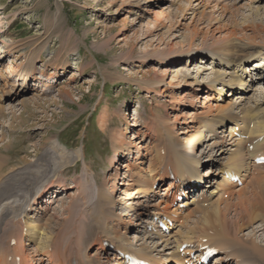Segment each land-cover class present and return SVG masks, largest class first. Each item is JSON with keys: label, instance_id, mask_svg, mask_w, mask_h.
Segmentation results:
<instances>
[{"label": "bare ground", "instance_id": "1", "mask_svg": "<svg viewBox=\"0 0 264 264\" xmlns=\"http://www.w3.org/2000/svg\"><path fill=\"white\" fill-rule=\"evenodd\" d=\"M114 1H108L107 6L118 14L124 11L123 19L126 21L121 23L125 25L138 5L133 2L135 0H123L117 5ZM172 1L175 3L178 0ZM188 1H195L202 15L204 10H208L209 16L217 25L211 28L213 48H206L201 52L198 49L187 50L184 48L185 42L177 39L181 37L178 34L179 30L168 29L167 33L160 32L161 23L158 18H167L169 14H166L168 11L166 12L165 9L168 7L164 10H156L155 23H152L151 19L145 22L144 16L137 20L134 15L128 22L133 25L142 22L139 29L134 28L133 25L131 27L137 42L139 40V45L150 37L147 42L141 44L144 46L143 54L147 56L146 59L155 60L157 63L161 61L175 65L173 80L182 79L185 83L196 58L200 64L194 63L195 67L206 70L209 79H199L196 76L194 91L208 93L206 99L213 101L206 105L209 114L207 116L214 114L210 119L203 120L198 133L186 141V145L188 143L189 146L199 144L200 154L195 155L189 152L190 150L186 151L188 149L184 151L179 141H171L169 135L160 133L162 134V137L158 138L160 141L154 143L151 148L142 147L143 145L137 147L140 152L136 156L139 165L133 164V148L137 143L127 139L126 133L131 132L130 129L126 132L117 129L110 138L114 146V154L109 160V167L114 172V176L110 179L103 178L98 182V175L89 164L84 147L69 150L58 138H53L44 150L47 160H54L56 157L67 158L66 166L78 160L83 161L84 167L71 185L75 188L74 197L63 206V211L59 210L62 212V217H59L57 211H53L52 205L49 204L54 203L58 196L53 195L50 198L48 194L61 192V186L64 187L65 182L54 174L52 168L54 165L44 164L43 160L42 163L36 160L34 165L26 167L27 170L19 168L8 174L0 184V264H127L119 251L134 254L153 264L172 262L185 264L190 252L197 253L204 245L219 251L215 259L216 264H264V244H261L256 236L264 229V218L258 212L261 207L255 199L257 196L252 195L253 191L248 187L252 182L238 186L227 177L229 174L239 175L244 183L253 175L250 174L251 170L264 167L252 162L255 158L264 155V107L260 106L259 100L258 103L255 102L257 106L254 103L255 108L246 106L242 102L245 101V97H239L240 95L238 98L242 100L237 102V97L234 100L240 88L241 95L250 89L248 88L250 84L243 80L246 71L241 72L242 67L241 69L239 67L244 62L253 61L258 54L261 58L255 62L253 69L256 76L251 78V82L254 79L264 81V52H251L243 56L244 58H233L234 45L231 43V38L237 29L227 27L223 32L217 31L222 25V18L227 13L232 14L233 11H229L232 5L218 3L223 0ZM214 1L217 3L212 4ZM163 2L164 0L156 1L157 4ZM1 22L0 17V24ZM144 27L145 31L141 33ZM197 27L190 30L192 32L190 45L193 44L196 36L204 32L203 26ZM123 29L127 28L124 26ZM218 33L220 34L216 36ZM131 40L129 35H122L119 38V41H124L127 45ZM30 45L28 42L15 41L8 37L6 30H0V62L6 57L5 54L15 57V54L21 51L23 53L17 55L28 59L26 64L15 65L13 60H10L5 68L0 67V80L3 84H7L6 80H12V85L19 80L22 82L21 85L24 84L22 86L29 85L30 80L39 81L42 85L39 91H48L52 87L48 81L55 78L58 71L68 70L69 62L66 60L59 63L55 57L43 65V68L49 70L51 68L50 72L35 74L38 69L44 70L42 67L37 68V64L47 51V44L33 50L29 49ZM132 57L131 55L129 58ZM240 58L243 59L236 63L235 60ZM184 60H188L189 65H182ZM202 63L208 64L201 65ZM160 70L161 78L154 83L163 85L170 70L166 67L165 69L160 67ZM82 73L84 67L76 66L72 79L75 80V75ZM31 85H35V82ZM168 85L172 86V81ZM226 88H229L227 93H225ZM71 92L62 89L58 94L59 99L64 95L72 99ZM213 93H218L217 98L213 97ZM230 96L232 98L229 100L223 98ZM36 97L33 100L39 101L40 98ZM53 101L58 102L56 98ZM262 101L264 102V96ZM126 115L127 112L125 118ZM109 116L106 111L100 115L102 128L108 124ZM186 121L187 119L182 124ZM128 123L130 126L138 125L135 119H131ZM180 133L184 132L180 131ZM139 135L136 133L134 138ZM148 153L152 155L149 162ZM205 163L210 164L208 172L211 171L212 174L215 172L212 167L215 169L219 167L213 181L207 182L208 172L203 173L200 170V166ZM252 172L257 173V170ZM256 173L255 182L258 185L261 184L262 178L256 176L258 174ZM171 176L174 178L172 179ZM119 182L121 188L118 187ZM206 182L212 186L204 185ZM262 187L260 188L264 191ZM119 189L122 190V195L115 200L114 194ZM131 190L134 192L131 193ZM184 190L186 197L191 194L190 191L193 192L192 199L185 200L184 207H180L181 203L176 204V195ZM70 195L72 196V192L67 196ZM226 196L227 199L232 198L235 201L232 203L226 201ZM226 211H234L235 215L230 218ZM195 213H200L201 218L203 215V221L210 224H205L204 229H198L196 218L199 214ZM192 215L195 216V220L190 218ZM162 216L166 217L167 223L174 221L169 232L161 231L154 221L155 217ZM128 223L129 226L126 227ZM250 223L252 230L249 235L245 233L246 236L244 232ZM193 243L196 245L190 246ZM184 244L188 247L181 251ZM92 247L94 251L90 253ZM258 252L261 253L259 257Z\"/></svg>", "mask_w": 264, "mask_h": 264}, {"label": "rangeland", "instance_id": "2", "mask_svg": "<svg viewBox=\"0 0 264 264\" xmlns=\"http://www.w3.org/2000/svg\"><path fill=\"white\" fill-rule=\"evenodd\" d=\"M108 1L110 0H0V12H2L0 14L2 18L0 30H6L8 37L15 41L30 43V50L47 44V51L42 55V60L38 62L37 68H43V65L55 57L59 63L66 60L69 62L68 70L58 71L57 76L48 81L52 85L48 91H39L42 85L38 81L30 80L29 85L22 86L24 84L21 85L22 82L19 80H16L15 85H12V80H6L7 84H3L0 80L1 182L12 171L14 172L19 168L27 170L26 167L34 165L36 160L41 163L43 160L44 164L54 165L52 167L54 174L61 181L64 179L65 187L70 186L71 180H75L81 173L84 167L83 161L78 160L76 163H70L66 166L67 158L56 157L54 160H47L44 156V150L53 138H58L69 150L84 147L87 160L98 175V182L102 181L103 178L110 179L114 176V172L109 167V160L114 154V146L111 144L110 138L117 129L123 132L130 129L131 132L126 133L127 139L137 143V146L133 148V164L139 162L136 159L140 153L137 147L143 145L142 147L151 148L154 143L160 141L158 139L162 137L160 133L169 135L171 141H179L183 145L181 149L184 147V151L188 149L186 151L190 150L189 152H193L195 155L200 154L199 144L194 146L190 144L189 146L188 143L186 145V141L198 133L203 120L210 119L211 115L214 114L211 113L209 117L207 116L206 105L213 101L206 99L208 93L194 91L196 76L199 79H209L206 70L195 67V64H200L196 58L190 67L189 77L185 83L182 79L173 80L175 65L161 63V61L157 63L155 60L146 59L147 56L143 54L145 53L143 52L144 46L141 44H144V41L147 42L150 37L144 39L139 45V40L137 42V37L135 38L133 35V27L139 29L142 22L133 25L128 20H131L133 15L137 20L144 16L145 22L151 19V22L155 23L156 10H164L165 7H168L165 9L166 12L168 11L166 14H169L167 18H158L159 23H161L160 32L167 33L169 32L168 29H171L170 31L179 30L177 32L181 37H177V39L185 42L186 47L184 48L187 50L198 49L201 52L203 49L213 48L211 30L217 25L209 16L210 13L208 10H204L203 15L199 13L195 1L178 0L173 3L172 0H164L162 4H157V0H140L139 2L135 0L133 2L138 7H135L136 11L132 12L131 18H128L124 25L123 23L126 21L123 19L125 17L124 11L119 14L115 13L107 6ZM122 1L115 0L114 2L117 5ZM218 3L226 6L232 5L229 9V11H233L232 14L227 13L222 18V25L217 29V31L221 30L222 32L227 27L237 29L231 38V43L234 45L232 57L237 59L251 52H264V0H231L230 2L223 0V2L219 1ZM132 25L133 27H131ZM124 26L127 29H123ZM197 26H203L206 33L201 32L190 45L189 39L192 38L190 30L196 29ZM197 28L201 30L200 27ZM144 31L145 27L141 33ZM122 35H129L132 38L129 45L124 44V41H119ZM69 37L71 38L69 39ZM104 42H108V44L105 45ZM178 48L180 49V47ZM130 49L133 50L130 51ZM22 53L23 51L16 53L15 57L5 54L6 57L0 62V67L5 68L6 63L10 60H13L15 65L26 64L28 59L25 56L17 55ZM131 55L133 57L129 58ZM243 58L235 60V62H240ZM260 58L261 55L258 54L253 61L244 62L239 67V69L242 67L241 72L242 70L246 71L243 80L250 84L248 86L250 89L241 95L239 93L240 88L237 91L238 95L234 98L235 100L239 95V97H245V101L242 102L246 106H253V108L257 106L255 102L258 103L259 101L261 102L260 106L264 107L262 101L264 81L254 79L251 82V78L256 76L253 67ZM183 64L184 66L189 65L188 60H184ZM207 64L202 63L201 65ZM76 66L84 67V73L76 74V79L73 80ZM160 67L161 69L166 67L170 70L163 85L154 83L161 78ZM43 69L42 71L36 70L35 74L51 71V68L50 70L48 68ZM171 81L172 86L168 85L171 84ZM34 82L35 85L32 86L31 84ZM243 88L245 89V86ZM62 89L72 91V99L66 95L59 99L58 94ZM227 92H229V88H226L225 93ZM213 94V97L218 96V93ZM36 96L40 98L39 101L33 100L37 98ZM54 98L58 102L53 101ZM223 98L229 100L232 96ZM240 100L242 99L238 98L236 101ZM105 111L110 115V120L102 128L100 115ZM126 112L128 115L125 118ZM131 119H135L138 125L130 126L128 122H131ZM185 119H187L186 123L182 124ZM187 126L189 128H186ZM180 131L184 133H180ZM136 133L140 135L134 138ZM142 133L145 135L143 136ZM153 136L156 139H152ZM151 156V153H148L149 160L146 159L148 162ZM209 163L200 166L203 173L208 172ZM218 168L212 167L215 170L214 174L211 171L208 172L207 182L214 180ZM254 170H257L256 176H260L259 178H262L261 180L264 182V167ZM254 170L250 171V174L253 173V175L243 185L252 182L248 187L252 189L253 193H256H252V195L257 196L255 199L261 207L258 212L264 218V191L260 188L261 186L264 187V184L260 180L261 184L258 183L257 185L255 173L252 172ZM207 182L204 185L212 186ZM118 187H122L120 182ZM119 190L114 194L115 200L122 195V190ZM69 191L72 192L71 197L67 196ZM130 192L133 193L134 190ZM55 194L59 196L61 202L55 199L54 202H57L52 203V209L57 211L59 217H62L60 211H63V206H66L74 197L75 188L69 187L64 192H55ZM225 200L230 203L235 201L232 198L227 199V196ZM224 205L225 203H223ZM118 211L122 213L120 209ZM226 213L230 218L235 215L234 211H226ZM195 214H199L196 218L198 229H204L205 224H210L203 221V215L201 218L200 213ZM190 218L195 220L194 215ZM259 224L258 226H260ZM251 225L250 223L246 226L248 229L244 235L251 233ZM128 226L129 223L126 224V227ZM232 235L233 233H231ZM256 236L258 241L264 244V229ZM89 251L90 253L93 252L94 248L92 247ZM259 256H261L260 252H258Z\"/></svg>", "mask_w": 264, "mask_h": 264}]
</instances>
